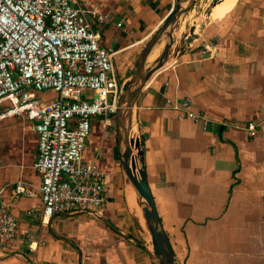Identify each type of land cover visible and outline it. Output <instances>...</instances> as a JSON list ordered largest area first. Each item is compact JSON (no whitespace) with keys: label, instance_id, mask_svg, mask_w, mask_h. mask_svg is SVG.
I'll return each instance as SVG.
<instances>
[{"label":"crops","instance_id":"1","mask_svg":"<svg viewBox=\"0 0 264 264\" xmlns=\"http://www.w3.org/2000/svg\"><path fill=\"white\" fill-rule=\"evenodd\" d=\"M75 1L111 14L94 29L114 51L117 74L126 77L175 2ZM210 1L186 23L195 35L186 39L189 27L179 45L175 39L163 66L145 81L133 124L177 264H264V0H233L221 15L211 10L207 16ZM54 94L37 92L45 101ZM184 99L188 108L177 107ZM9 107L10 101H0V187L18 224L12 239L0 241V264H155L137 195L119 166L115 132L102 135L100 121L93 120L84 151L85 159L99 151L104 205L94 214H55L42 221L33 119L6 113ZM187 110L214 122L212 129ZM249 122L255 125L252 135ZM18 180L30 194L15 197Z\"/></svg>","mask_w":264,"mask_h":264},{"label":"built area","instance_id":"2","mask_svg":"<svg viewBox=\"0 0 264 264\" xmlns=\"http://www.w3.org/2000/svg\"><path fill=\"white\" fill-rule=\"evenodd\" d=\"M110 19L98 5L75 0H0V101H10L6 113L33 119L37 154L32 166L40 175L42 221L55 214H94L107 201L99 151L91 159L84 151L93 120L100 121L102 135L115 132L118 97L129 81L117 74L114 51L100 43L94 29ZM40 91L55 94L45 101L37 96ZM188 105L184 99L177 107ZM187 114L205 128L214 126L201 113ZM246 128L252 135L255 125L249 122ZM133 129L139 135L138 126ZM3 189L0 241H9L18 218L7 209ZM13 193L31 192L18 180Z\"/></svg>","mask_w":264,"mask_h":264},{"label":"water","instance_id":"3","mask_svg":"<svg viewBox=\"0 0 264 264\" xmlns=\"http://www.w3.org/2000/svg\"><path fill=\"white\" fill-rule=\"evenodd\" d=\"M198 0H175L174 5L163 18L152 35L142 46L138 53L129 81L118 97V107L115 115V134L119 166L122 174L133 187L141 208L150 237V257L155 264H177L176 256L171 247L169 238L157 214L156 207L147 184L145 167L143 163V150L140 136L134 133L133 107L137 96L149 76L163 66L167 59L169 49L174 41L173 32L181 20L196 4ZM220 0H211L205 13L208 16ZM195 27L191 26L186 39L194 35ZM160 44L159 53L150 62L149 54Z\"/></svg>","mask_w":264,"mask_h":264},{"label":"rangeland","instance_id":"4","mask_svg":"<svg viewBox=\"0 0 264 264\" xmlns=\"http://www.w3.org/2000/svg\"><path fill=\"white\" fill-rule=\"evenodd\" d=\"M205 2H207V0L206 1L198 0L195 8L192 7L193 9L189 10L188 12H186V14L184 16L181 17V20L178 22L177 27L175 28V30L173 32L174 40L175 39L178 40V42H177L178 45L184 39V37L187 35V31H188V29L190 27L186 23L187 22L190 23L189 21H191L192 18L195 17L196 12L201 8V5H203V3H205ZM174 45H176V44L173 43V45L169 49V53L172 52V50L175 48ZM161 47H162V44H160L159 46H157V50H158L157 54L159 53ZM147 62H150V60L147 61ZM146 244H147V246L149 247V250H150L151 249V243H150V237H149V235L146 238Z\"/></svg>","mask_w":264,"mask_h":264},{"label":"bare ground","instance_id":"5","mask_svg":"<svg viewBox=\"0 0 264 264\" xmlns=\"http://www.w3.org/2000/svg\"><path fill=\"white\" fill-rule=\"evenodd\" d=\"M233 0H222L221 3H218L217 5H215V7L212 9V15L213 16H218L221 15L225 10H227L229 8V6L231 5V2ZM206 19V18H205ZM157 47L149 54L147 61H151L152 59H154L157 55ZM127 191V190H126ZM133 193V192H132ZM131 195V194H130ZM132 199V198H131ZM134 203V202H133ZM137 205V204H136ZM138 207V206H137ZM135 210V209H134ZM139 214V212H137ZM136 215V214H135ZM143 223V222H142ZM145 224V223H144Z\"/></svg>","mask_w":264,"mask_h":264},{"label":"trees","instance_id":"6","mask_svg":"<svg viewBox=\"0 0 264 264\" xmlns=\"http://www.w3.org/2000/svg\"><path fill=\"white\" fill-rule=\"evenodd\" d=\"M115 134V133H114Z\"/></svg>","mask_w":264,"mask_h":264}]
</instances>
